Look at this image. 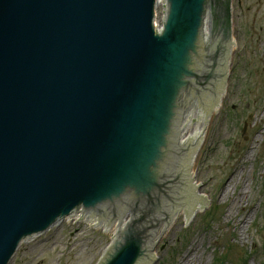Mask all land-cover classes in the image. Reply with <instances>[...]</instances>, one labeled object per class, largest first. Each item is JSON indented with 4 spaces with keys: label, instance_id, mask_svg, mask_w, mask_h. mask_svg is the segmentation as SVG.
Returning a JSON list of instances; mask_svg holds the SVG:
<instances>
[{
    "label": "water",
    "instance_id": "obj_1",
    "mask_svg": "<svg viewBox=\"0 0 264 264\" xmlns=\"http://www.w3.org/2000/svg\"><path fill=\"white\" fill-rule=\"evenodd\" d=\"M230 49L232 0H0V264L56 220L102 231L94 264L155 263L208 203Z\"/></svg>",
    "mask_w": 264,
    "mask_h": 264
},
{
    "label": "rangeland",
    "instance_id": "obj_2",
    "mask_svg": "<svg viewBox=\"0 0 264 264\" xmlns=\"http://www.w3.org/2000/svg\"><path fill=\"white\" fill-rule=\"evenodd\" d=\"M232 1L237 47L227 95L195 164L206 210L156 241L155 264H264V0ZM102 247V231L63 222L9 264H94Z\"/></svg>",
    "mask_w": 264,
    "mask_h": 264
},
{
    "label": "bare ground",
    "instance_id": "obj_3",
    "mask_svg": "<svg viewBox=\"0 0 264 264\" xmlns=\"http://www.w3.org/2000/svg\"><path fill=\"white\" fill-rule=\"evenodd\" d=\"M233 41H234V48L236 49V47H237V42H235L234 39H233ZM235 49H230V54H231V56H230V66L228 67V75H229V76H230V69H231V63H232L233 53H234ZM227 83H228V82H227ZM227 89H228V85L226 86L225 93H224L222 99H221L220 101H218V103H217L216 111H215V113H214V115H213V117H212V120H211V122H210V124H209V127H208V129H207V131H206V134H205V136H204V138H203V140H202V143H201V145H200V147H199V150H198V151H194V152H192V184H197V185H198V183H197V181H196L195 164H196V162H197V160H198V158H199V155H200L201 150H202L203 147H204V144L206 143V138H207V136H208L209 128H210V125H211V123H212V121H213V118H214L215 115H218V114L220 113L221 109H222L224 98H225L226 95H227ZM196 193H200L199 190H198V186H197ZM240 196H241V195H240ZM205 210H206V205H205V207H204L199 213H202V212H204ZM199 213H198V214H199ZM198 214L192 211L191 214H190V216H189V218H188V220H187V222H186V224H190V223H192V221H194V219L196 218V216H197ZM180 218H182V214H175V215H174V218H173V220H172V222H171L170 227H172L176 222H178V221L180 220ZM63 222H65V220H56V221H55V228H57L58 226H60ZM67 222H70V223H71V222H72V223H78L77 221H71V220H67ZM170 227H169V228H170ZM163 235H164V234H160V236H159L158 239H160ZM40 236H41V234L38 235V236H35V237H33V238H30V239H28V240H25V241H23V242H21V243L19 244L18 249L21 248L24 244H30L33 240H35L36 238H38V237H40ZM158 239H157V240H158ZM155 243H156V242H155ZM18 249H17V250H18ZM16 252H17V251H16ZM15 254H16V253H15ZM14 256H15V255H14ZM14 256H13V257H14ZM154 258L156 259V254H155V252H154ZM155 262H156V261H155ZM149 264H155V263H149ZM181 264H192V262H189V261L183 260V261L181 262Z\"/></svg>",
    "mask_w": 264,
    "mask_h": 264
}]
</instances>
